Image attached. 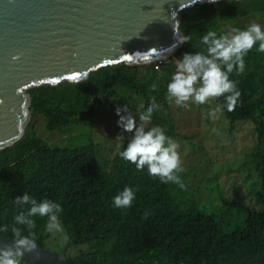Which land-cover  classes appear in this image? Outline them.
I'll use <instances>...</instances> for the list:
<instances>
[{"label":"trees","instance_id":"16d2710c","mask_svg":"<svg viewBox=\"0 0 264 264\" xmlns=\"http://www.w3.org/2000/svg\"><path fill=\"white\" fill-rule=\"evenodd\" d=\"M250 17L264 20V0L195 5L181 13L180 21L182 34L191 39L168 59L149 65L103 67L77 84L62 82L28 90L31 122L17 143L0 151V226L13 222L20 210L13 200L27 193L37 201L50 199L62 206L59 219L70 237L66 246L57 247L58 255L64 257L70 249L86 247L76 260L96 264H264V53L257 52V46L245 57L244 74L230 75L239 81L242 104L231 113L221 110L231 125L249 121L254 126L253 162L259 182L254 204L222 198L218 212L205 213L188 199L173 195V183H161L147 174V168L138 171L123 160L118 153L128 141L116 148L112 158L101 160V147L90 138L60 147L46 144L33 133L37 119L45 121L47 132L64 133L86 117L89 122L82 126L87 130L99 104H106L118 116L117 107L126 105L124 96L130 93L141 99L144 108L155 97L162 108L154 112L150 125L176 137L167 96L176 60L185 53L203 51L200 40L208 30L220 35L233 27L245 29L248 25L239 22ZM214 99L222 105L223 97ZM131 106L130 112L135 109ZM126 186L136 190L132 207L116 209L112 199ZM145 211L150 213L147 219ZM240 212L245 213L244 226L228 231L224 215ZM34 219L37 243L47 250L46 218ZM11 236L10 231L0 233L2 238Z\"/></svg>","mask_w":264,"mask_h":264},{"label":"water","instance_id":"95a60500","mask_svg":"<svg viewBox=\"0 0 264 264\" xmlns=\"http://www.w3.org/2000/svg\"><path fill=\"white\" fill-rule=\"evenodd\" d=\"M224 0H216L221 2ZM215 2V3H216ZM210 0H0V151L25 134L28 90L77 84L103 67L160 63L183 44L181 13ZM19 56L18 60H13ZM11 243L0 237V245ZM28 264H96L43 248Z\"/></svg>","mask_w":264,"mask_h":264},{"label":"clouds","instance_id":"9594fccd","mask_svg":"<svg viewBox=\"0 0 264 264\" xmlns=\"http://www.w3.org/2000/svg\"><path fill=\"white\" fill-rule=\"evenodd\" d=\"M215 3L216 0H210ZM180 42L190 41L188 35H180ZM203 51L195 54L185 53L181 59L176 60V69L167 84L169 102L178 107H187L191 101L196 105L206 104L210 99L223 97V103L209 112V117L217 119V114L226 109L233 112L242 104V92L238 89V80L230 79V75H242L245 72V57L256 47L257 52L264 53V30L258 23H251L245 29L230 28L224 34L208 30L201 37ZM14 61L19 56L12 58ZM0 103H3L0 100ZM162 105L151 98L146 108L141 106L138 111L139 123L132 115L129 107H117L116 114L120 117L117 121L119 127L131 134L127 146L120 151L119 156L135 165L138 171L147 168V174L161 183H174L182 190H187V185L182 181L178 172H182L181 157L178 152L179 145L166 135V130L160 126L148 127L151 124L154 112L161 110ZM121 113H125L121 115ZM136 190L125 187L112 199V206L125 210L132 207ZM13 203L18 209L10 225L0 226V233L11 232V243L0 245V264H27L23 257L25 254H34L40 258L37 251V235L35 217L46 218V231L49 234L63 232L60 213L62 206L50 199L37 201L25 193L17 196ZM149 211H145L147 219ZM7 239V238H5ZM70 241L67 234L62 236V245Z\"/></svg>","mask_w":264,"mask_h":264},{"label":"rangeland","instance_id":"374dc122","mask_svg":"<svg viewBox=\"0 0 264 264\" xmlns=\"http://www.w3.org/2000/svg\"><path fill=\"white\" fill-rule=\"evenodd\" d=\"M239 23H258L264 30V20L259 17H250ZM124 97L125 106H134L131 113L139 123L138 109L142 105L141 99L130 93ZM169 104L177 132V136L171 139L179 145L178 152L183 168L177 175L187 185V190H182L173 183V195L188 199L205 213L218 212L222 207V198L244 205H249L251 201L254 204L253 196L259 182L253 162L256 151L253 124L249 121H238L231 125L221 111L217 114V119H211L209 112L219 107L214 98L203 105H196L191 101L187 107H178L174 101ZM106 108V104L96 107L91 126L87 130L82 126V123L89 122L86 117L81 119L84 121L79 125L66 128L64 133L47 132L45 121L36 118L39 121H35L33 133L46 144L60 147L81 144L90 138L98 148L101 147V160H107L113 157L117 147L129 141L131 134L119 127L117 121L120 117L115 115V111L111 112ZM148 127L152 126L149 124ZM244 217V212L228 213L224 215L227 220L224 226H227L228 231L241 229L244 226ZM64 234V230L50 234L47 250L60 253L57 247L62 245ZM85 251L86 247L70 249L66 257L75 259Z\"/></svg>","mask_w":264,"mask_h":264}]
</instances>
